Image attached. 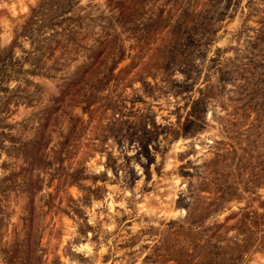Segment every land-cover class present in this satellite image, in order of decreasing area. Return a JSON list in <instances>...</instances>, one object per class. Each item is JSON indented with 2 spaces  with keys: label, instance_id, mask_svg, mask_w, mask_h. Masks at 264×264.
<instances>
[{
  "label": "rangeland",
  "instance_id": "obj_1",
  "mask_svg": "<svg viewBox=\"0 0 264 264\" xmlns=\"http://www.w3.org/2000/svg\"><path fill=\"white\" fill-rule=\"evenodd\" d=\"M0 264H264V0H0Z\"/></svg>",
  "mask_w": 264,
  "mask_h": 264
}]
</instances>
